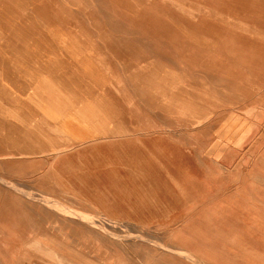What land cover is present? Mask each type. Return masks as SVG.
Returning a JSON list of instances; mask_svg holds the SVG:
<instances>
[{"label": "rangeland", "instance_id": "rangeland-1", "mask_svg": "<svg viewBox=\"0 0 264 264\" xmlns=\"http://www.w3.org/2000/svg\"><path fill=\"white\" fill-rule=\"evenodd\" d=\"M52 50L90 60L76 85L92 95L78 106L96 136L68 144L87 162L125 165L132 178L176 176L179 157L233 140L226 135L252 128L264 110V0H0V56ZM18 189L67 223L72 256L90 257L94 239L107 237H131L140 253L145 236L91 202Z\"/></svg>", "mask_w": 264, "mask_h": 264}, {"label": "crops", "instance_id": "crops-1", "mask_svg": "<svg viewBox=\"0 0 264 264\" xmlns=\"http://www.w3.org/2000/svg\"><path fill=\"white\" fill-rule=\"evenodd\" d=\"M61 52L0 56V264H264V110L252 128L226 135L233 140L179 157L176 176L132 178L125 165L87 162L68 144L96 135L78 106L92 95L76 85L90 60ZM18 187L91 202L145 236L140 253L131 237H107L94 239L90 257L72 256L67 223Z\"/></svg>", "mask_w": 264, "mask_h": 264}, {"label": "bare ground", "instance_id": "bare-ground-1", "mask_svg": "<svg viewBox=\"0 0 264 264\" xmlns=\"http://www.w3.org/2000/svg\"><path fill=\"white\" fill-rule=\"evenodd\" d=\"M225 15H228V14H225ZM227 18V17H226ZM224 20V19H223ZM224 32V31H223ZM6 78V77H5ZM14 84V83H13ZM27 84H25V86H26ZM22 86V85H21ZM25 88V87H24ZM112 137V136H111ZM119 137V136H118ZM121 137V136H120ZM126 137V136H125ZM109 138H110V136H109ZM114 138V137H113ZM91 139V138H90ZM106 139V138H105ZM117 139V138H116ZM121 139V138H120ZM91 141V140H90ZM114 141V140H113ZM119 142V141H118ZM108 143H110V142H108ZM92 144V143H91ZM121 144V143H120ZM126 144V143H125ZM128 144V143H127ZM124 145V144H123ZM96 146V145H95ZM125 146V145H124ZM92 148V147H91ZM121 148H122V146H121ZM116 150H118V148H116ZM122 150V149H121ZM119 151V150H118ZM123 152V151H122ZM59 153V152H58ZM121 155V154H120ZM123 157V156H122ZM80 161V160H79ZM110 163V162H109ZM111 164V163H110ZM120 165V164H119ZM124 166V165H123ZM81 182V181H80ZM2 183V182H1ZM4 183V182H3ZM15 189V188H14ZM122 223V222H121ZM127 226V225H126ZM196 260V259H195Z\"/></svg>", "mask_w": 264, "mask_h": 264}]
</instances>
